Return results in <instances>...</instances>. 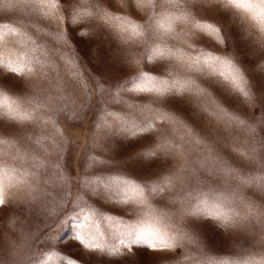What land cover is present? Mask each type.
<instances>
[{"label": "snow or ice", "instance_id": "snow-or-ice-1", "mask_svg": "<svg viewBox=\"0 0 264 264\" xmlns=\"http://www.w3.org/2000/svg\"><path fill=\"white\" fill-rule=\"evenodd\" d=\"M79 3L0 0V18L9 21L0 30L16 34L11 21L21 8L49 29H36L47 56L25 61L0 53V214L12 222L0 235V264H41L31 253L35 240L16 238L12 196L19 192L28 204L38 197L43 214L61 225L68 203L79 208L83 222L73 240L80 255H62L66 264H264V202L242 194L247 186L264 193V74L253 71L264 69V0H90L87 13ZM143 11L149 14L141 24ZM58 12L68 27L63 36ZM181 24L185 38L193 31L210 37H201L205 48L195 56L180 50L174 26ZM61 40L74 46L83 72L63 70L59 53L73 49ZM141 43L144 66L129 77ZM89 86L103 97L104 115L124 131L131 123L135 139L99 151L90 145L95 155L83 156L72 201L71 151L58 117ZM100 102L89 97L86 106ZM91 196L128 218L99 211ZM233 230L238 239L230 244ZM176 240L191 250L181 254Z\"/></svg>", "mask_w": 264, "mask_h": 264}, {"label": "rangeland", "instance_id": "rangeland-1", "mask_svg": "<svg viewBox=\"0 0 264 264\" xmlns=\"http://www.w3.org/2000/svg\"><path fill=\"white\" fill-rule=\"evenodd\" d=\"M90 0H80L78 5L81 11L85 13L90 11L89 8ZM148 11H143L139 14L138 23L143 24L148 18ZM60 17L58 22V27L61 30L60 35H65L68 27L65 23L64 13L58 12ZM204 16V13L201 11L199 15L193 14L191 18V23L194 24L196 20L201 19ZM0 22H9L0 18ZM78 23H80L78 21ZM164 24V21H161ZM11 26L17 28L16 34L8 33L7 29L0 30V53L4 56L11 55L13 58L20 57L21 59L27 61L31 57H40L47 56L48 52L45 48L41 47L43 40L37 34L36 29L39 28L41 32L49 31V29L44 28L41 24H32L30 16L26 13L23 8L13 17L11 21ZM73 27L76 25L73 24ZM53 29L57 27V24L53 23L51 25ZM164 27L167 28L168 25L164 24ZM176 28V32L180 35L178 39L183 43L184 47L180 50L186 56H195L197 50H204L205 46L200 44L199 41L201 37L205 40L210 39L206 33H196L195 31L189 33V37L185 38L183 32L187 30L186 26L181 24ZM87 31V29H83ZM55 35V33H54ZM61 44L67 43L69 49L73 51H62L59 53L63 57L64 67L63 70L67 71L70 75L74 73H81L84 71V67L79 65L78 62L74 59V56L77 53L74 52V46L71 43H68L66 40H61ZM188 45H193L194 47H188ZM107 46V45H106ZM223 47V45H218ZM137 59L140 60V63H137L134 68L129 71L128 76L131 77L138 71L141 67L144 66V61L142 59V53L144 51L143 44L137 45ZM152 61H148V66H152ZM253 71L257 74H264V69L255 68ZM128 87L133 88L135 85L128 84ZM209 92L212 90L209 89ZM113 94L115 95L116 89H112ZM91 97L93 101L99 99L101 102L97 108L95 103H93L91 108H88L87 102L88 98ZM74 103L69 104L68 111L66 113L60 114L59 119V128L63 132V137L67 141L65 146V151H71V200L75 201L77 196V176L80 173V163L83 156L88 153L90 155H95V151L105 149V146L115 147L117 144H125L127 140L135 139L133 135L134 129L132 128L131 123L127 126V131H124L123 128H117L113 124V120L104 115V110L107 106L103 103V97H96L92 94V89L89 86L88 96L85 97H74ZM212 97L208 98V101L211 102ZM195 103V101H194ZM110 110V109H108ZM87 111V116H84L83 113ZM99 112V116L93 115V112ZM90 124L99 125L95 128H90ZM172 130L176 131V127L172 126ZM52 129L49 128V133L51 134ZM180 134V133H177ZM28 135H31V132H28ZM95 139L93 140V136ZM92 146V151L89 146ZM55 154V149H52ZM107 150H105L104 155L106 156ZM104 156H99L97 159H103ZM25 167L30 164V161L24 160L20 162ZM91 161H88L85 164V171H91ZM102 177L105 181L108 180V174H102ZM95 177H85V179H94ZM103 189V185H101ZM242 194L248 198L255 199L257 203L264 202V193L260 192L257 188L247 186L243 188ZM29 199H33L29 197ZM85 199H88L85 197ZM99 211H102L106 214L112 215H122L125 219L128 218V214L122 209H113L111 205L106 204L104 200L98 199L96 196H91L89 200ZM12 206L17 209L19 215L16 219L15 231L17 233V239L23 245L24 238H28V242L32 243L31 253L33 257L40 258L41 264H66L64 260L61 259L62 255L67 254L70 257H76L80 255V249L77 247L76 242L73 240L74 233L78 230V225L83 222V216L79 215V208H75L73 203H68L65 206L66 215L63 216V220L66 221L61 225V221L56 220L54 217L49 219L43 214L42 204L39 202V198H34L32 204H28L25 200V193L19 192L15 193L12 196ZM135 207V205H132ZM162 207V206H159ZM87 211V210H86ZM164 211H172V209H164ZM100 231H106L107 225L106 222L99 220ZM50 225V227H49ZM12 229L11 219L4 220L2 214H0V235H3L6 230ZM47 229V230H46ZM43 233V235H41ZM229 243L237 240L235 230L232 233L227 234ZM39 239H35V237ZM171 242V241H169ZM176 248L180 250V253L183 254L187 251H190V245L186 240H176ZM63 250L61 252L60 250ZM149 252H152V249H149ZM153 256L163 255L164 253H152ZM169 254L175 256V249L169 250ZM125 255H131V253H125ZM195 255V253H193ZM227 258V257H223ZM237 258V257H232ZM160 264H174V262L161 261Z\"/></svg>", "mask_w": 264, "mask_h": 264}]
</instances>
